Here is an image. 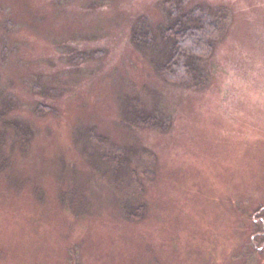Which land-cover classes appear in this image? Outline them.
<instances>
[{
    "label": "rangeland",
    "instance_id": "rangeland-1",
    "mask_svg": "<svg viewBox=\"0 0 264 264\" xmlns=\"http://www.w3.org/2000/svg\"><path fill=\"white\" fill-rule=\"evenodd\" d=\"M177 1L218 28L192 83L164 0H0V264H264V0Z\"/></svg>",
    "mask_w": 264,
    "mask_h": 264
},
{
    "label": "trees",
    "instance_id": "trees-1",
    "mask_svg": "<svg viewBox=\"0 0 264 264\" xmlns=\"http://www.w3.org/2000/svg\"><path fill=\"white\" fill-rule=\"evenodd\" d=\"M178 2L177 0H164V6L169 10L168 16L171 20L169 22V26L165 28L162 32V36L164 41L169 45V51H167L166 61L158 65L156 67V71L159 73L161 77L167 82L170 83H178V82H193L194 72H195V62L196 60H201L205 56H207L210 52V48L212 46L213 36L217 31V25L215 22L208 20L203 15L207 12L203 11V14L199 17L194 16L193 21L194 24L187 23V16L181 15L173 3ZM166 8V9H167ZM180 13V14H179ZM210 21V22H208ZM212 22V23H211ZM136 36V34H134ZM134 36V39H135ZM80 55V54H79ZM86 55V54H83ZM84 57V56H83ZM81 58V56L77 55V58H71L72 61ZM202 74H198L200 78ZM161 118L150 114L147 119H137L134 124L143 127V126H152L158 128L159 120ZM24 132H19L18 138L20 139V143H24L25 139H23ZM85 137L93 143H95L100 154V161L105 163L108 167V171L117 165L120 167L124 166L123 159L125 153L122 148L116 146H107V144L103 143L100 138L91 137L89 135H85ZM1 135H0V152H1ZM0 155H2L0 153ZM126 156V155H125ZM3 161L0 160V168L3 167ZM138 163H140L138 161ZM141 165H138L146 174L148 172V163L147 161L141 162ZM122 170H118V173ZM117 170H113V179L117 180L120 186L124 187L127 192L133 191V189L128 188V182L125 181L122 177L116 176ZM124 173V172H123ZM127 173V172H126ZM119 175V174H118ZM135 173L132 171L128 172V178L134 180ZM115 177V178H114ZM112 178V177H111ZM118 185V186H119ZM142 206L136 207L137 209H141Z\"/></svg>",
    "mask_w": 264,
    "mask_h": 264
},
{
    "label": "flooded vegetation",
    "instance_id": "flooded-vegetation-1",
    "mask_svg": "<svg viewBox=\"0 0 264 264\" xmlns=\"http://www.w3.org/2000/svg\"><path fill=\"white\" fill-rule=\"evenodd\" d=\"M264 219V218H263ZM254 222H256L257 223V220H254ZM262 228H264V220H262ZM264 231V230H263ZM263 231H262V233H263ZM252 242H253V240H254V238L252 237ZM264 248V242H263V244H262V248H260V251L262 250ZM258 250H259V248H258Z\"/></svg>",
    "mask_w": 264,
    "mask_h": 264
}]
</instances>
